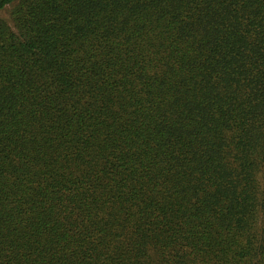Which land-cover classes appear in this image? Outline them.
<instances>
[{"label": "trees", "instance_id": "trees-1", "mask_svg": "<svg viewBox=\"0 0 264 264\" xmlns=\"http://www.w3.org/2000/svg\"><path fill=\"white\" fill-rule=\"evenodd\" d=\"M0 264H264V0H0Z\"/></svg>", "mask_w": 264, "mask_h": 264}, {"label": "rangeland", "instance_id": "rangeland-1", "mask_svg": "<svg viewBox=\"0 0 264 264\" xmlns=\"http://www.w3.org/2000/svg\"><path fill=\"white\" fill-rule=\"evenodd\" d=\"M6 15L5 14H2L1 17H5Z\"/></svg>", "mask_w": 264, "mask_h": 264}]
</instances>
